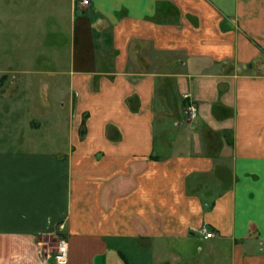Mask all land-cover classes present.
Segmentation results:
<instances>
[{"label": "crops", "instance_id": "obj_1", "mask_svg": "<svg viewBox=\"0 0 264 264\" xmlns=\"http://www.w3.org/2000/svg\"><path fill=\"white\" fill-rule=\"evenodd\" d=\"M56 2L0 64V264H264V0Z\"/></svg>", "mask_w": 264, "mask_h": 264}, {"label": "rangeland", "instance_id": "obj_2", "mask_svg": "<svg viewBox=\"0 0 264 264\" xmlns=\"http://www.w3.org/2000/svg\"><path fill=\"white\" fill-rule=\"evenodd\" d=\"M56 1L0 0V64L9 62L8 59L7 61L3 59L6 53L8 58H12L14 61H30L33 58V53L37 50L38 46L35 40L42 37V35H39V28L42 30L44 20L47 22L54 20L58 4ZM53 39H55L54 35L47 34L45 44L47 46L50 45L49 42ZM2 51L5 52L2 53ZM191 104L197 105L194 102H191L189 105ZM186 117L188 121L196 118H190L187 110ZM5 145L7 144L2 143L0 146L5 147ZM57 245V237L47 239L46 244H44L43 256H47L55 251Z\"/></svg>", "mask_w": 264, "mask_h": 264}, {"label": "built area", "instance_id": "obj_3", "mask_svg": "<svg viewBox=\"0 0 264 264\" xmlns=\"http://www.w3.org/2000/svg\"><path fill=\"white\" fill-rule=\"evenodd\" d=\"M79 3L81 5H88L89 0H79ZM187 114L190 118H195L197 116V107L193 104L189 105L187 107ZM59 229H62V226H60ZM204 238H210L214 236V232L209 230L206 225H202L197 230ZM58 239V245L55 251L51 252L49 254V257L52 258L54 264H67V246L65 243V239L62 238L59 234L57 236Z\"/></svg>", "mask_w": 264, "mask_h": 264}]
</instances>
